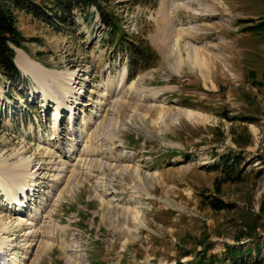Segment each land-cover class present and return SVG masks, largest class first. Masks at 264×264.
Instances as JSON below:
<instances>
[{
  "label": "rangeland",
  "instance_id": "374dc122",
  "mask_svg": "<svg viewBox=\"0 0 264 264\" xmlns=\"http://www.w3.org/2000/svg\"><path fill=\"white\" fill-rule=\"evenodd\" d=\"M33 2L9 3L21 35L9 43L14 60L21 50L78 73L80 104L72 116L58 112L71 157L61 159L73 166L84 143L95 157L60 173L44 149L58 137L57 102L46 105L31 75L8 79L0 68V158L25 150L44 176L37 196L22 200L23 218L0 196V215H33L40 230L24 241L26 223L16 228L20 244H33L17 250L19 261L194 264L205 242L219 264H228L225 244L251 247L245 259L264 264V29H251L264 20V0H98L102 13L74 6L65 23L52 18V0ZM134 50L136 73L127 65ZM186 109L198 118L183 117ZM227 154L241 162L223 164ZM214 200L230 205L215 209Z\"/></svg>",
  "mask_w": 264,
  "mask_h": 264
},
{
  "label": "bare ground",
  "instance_id": "6f19581e",
  "mask_svg": "<svg viewBox=\"0 0 264 264\" xmlns=\"http://www.w3.org/2000/svg\"><path fill=\"white\" fill-rule=\"evenodd\" d=\"M15 48L16 47H14V49ZM15 60L14 61L16 62L17 66L19 67L22 73L31 75L38 82L39 88L37 87L36 91L37 92L41 91L43 95V101L46 102V105H48L47 103L51 101L57 102L56 108L53 112V117H55L56 119L55 124L57 123V121L60 123L58 118L60 115H62V113L65 112L64 110L70 108L68 113L70 116L73 115L74 109L77 107L78 104H80V100H82L81 93L85 91V88H81V84L80 86L78 85L77 72H73V73L57 72L53 69L46 68L31 60L30 57H27L25 53L21 50H17V55ZM115 89L116 87L112 88L111 90H115ZM89 105L91 106L92 104H86L85 106H89ZM59 110H62L63 112L61 111L62 113L58 115ZM180 113L182 114L183 117L186 118H190L193 116L194 119L198 118V115H196L193 111L189 109L181 110ZM83 120H84L83 123H85L83 125L86 127L88 124V120L85 116L83 117ZM54 127L55 129L53 131L54 134L53 138H55V136L58 137L52 142L47 141L44 144L45 145L44 149L46 151L48 150L47 151L48 155L57 154L58 157L57 161L59 166V167L55 166L56 168H59L57 170H59L60 173H62L65 172V169L68 170L70 167H71L70 171H73L77 167L81 169L80 168L81 165L88 166L91 163L92 157H95L94 156L95 152L90 149V146L87 143L83 144L84 146L82 147V150L80 151L78 150L80 153L83 154V157L79 158L80 161H77L73 166L69 165V161H67V159L65 160L61 159V157H66V158H71V157L70 156L68 157L66 152L62 151L64 143H62L61 141L62 140L61 131L58 132L59 124L57 123ZM68 127L71 128V129L69 128L67 129V131L70 132L69 135L75 134L76 130L78 131V128L74 127V125H72L71 122L68 123ZM77 135L78 134L75 135L74 141H71V145L67 149L68 152H70V150H74L76 144H78V139L80 138V135L79 136ZM39 141L42 142V140ZM24 154H25V150L23 151L12 150L11 152H8V154H6L7 156L5 158H0V196H2V200H4V205L6 209L12 210L13 214L19 218H23L21 216L22 213L24 212L22 211L23 210L22 200H28L27 198L31 191H34L33 193L35 194V196H37L36 193L38 192L37 190L39 188L38 185L39 182L37 181L44 179L43 171L40 163L37 161L34 162V160H36L35 156L31 157L30 155L24 157ZM15 158H18V160L16 162L15 161L11 162V160ZM55 178L54 181H56L57 179ZM34 200L30 199V201H34ZM33 217H34L33 215H29L27 218H25V220L20 219L18 221H15L7 217L6 215L4 216L0 215V264H22L21 261H19L18 259L17 250L23 249L26 253H29L30 252L29 248L33 244L32 242L29 244L28 242H26L25 244H20L16 240L14 233L15 231H17L16 228L19 227L24 221L26 223L25 225H27L26 231L24 232V235L26 237L24 241L26 240L28 241L27 238L29 234H34V236L36 235L37 238L40 237V232H39L40 230H35L36 220L34 221ZM35 219L37 218L35 217ZM35 239H33V241H35Z\"/></svg>",
  "mask_w": 264,
  "mask_h": 264
},
{
  "label": "trees",
  "instance_id": "16d2710c",
  "mask_svg": "<svg viewBox=\"0 0 264 264\" xmlns=\"http://www.w3.org/2000/svg\"><path fill=\"white\" fill-rule=\"evenodd\" d=\"M22 1L23 0H0V68L4 71L8 79H12L19 74L18 69L13 63L14 50L10 47L9 43L19 46L21 37L18 29L15 26V19L9 3H13L15 7L21 8ZM28 1L35 4L33 0ZM35 5L38 4L36 3ZM90 5H94L98 10H100V4L98 0H52V6H50L49 8L47 6H43L50 9L52 18L56 19L58 23H65L71 15L70 11L74 6H79L86 9ZM255 28L264 29V20L259 22V24H256V26L251 27V29ZM132 53L134 55L130 57L129 63L127 65L129 71H131L132 73H136L137 70L141 67L140 62L142 60V57L138 56L136 50L132 51ZM231 155L232 154H227L223 156L222 163L227 165L229 161H233L231 165H234L235 162H241V160L237 159L236 155ZM228 205L230 204L226 203L222 206L219 200H214V202H212V206L215 209L229 207ZM203 245L204 247L199 250L193 258L194 264H219V262H217V259L214 260L213 255H210L209 259L206 258V252L208 251V249H210L211 244H206L204 242ZM260 248L261 244L259 242H255V246L253 249L259 251ZM251 251V247L242 248V246L239 245L236 246L225 244V254L223 257L228 261V264H259L258 260H250L249 262L245 259V254H249ZM219 261L222 262L223 260Z\"/></svg>",
  "mask_w": 264,
  "mask_h": 264
}]
</instances>
